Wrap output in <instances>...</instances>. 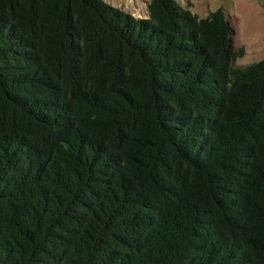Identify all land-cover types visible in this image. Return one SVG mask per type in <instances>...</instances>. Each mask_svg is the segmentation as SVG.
<instances>
[{"label":"trees","instance_id":"obj_1","mask_svg":"<svg viewBox=\"0 0 264 264\" xmlns=\"http://www.w3.org/2000/svg\"><path fill=\"white\" fill-rule=\"evenodd\" d=\"M222 9L0 0V264H264V58Z\"/></svg>","mask_w":264,"mask_h":264},{"label":"rangeland","instance_id":"obj_2","mask_svg":"<svg viewBox=\"0 0 264 264\" xmlns=\"http://www.w3.org/2000/svg\"><path fill=\"white\" fill-rule=\"evenodd\" d=\"M135 18L148 17L150 0H104ZM199 18L222 9L230 29L233 49L241 57L236 64L246 66L264 58V0H176Z\"/></svg>","mask_w":264,"mask_h":264}]
</instances>
